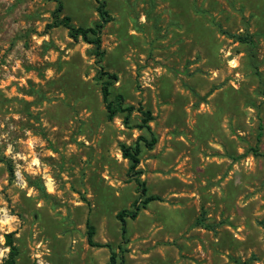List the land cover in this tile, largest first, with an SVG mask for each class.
<instances>
[{
	"label": "rangeland",
	"instance_id": "1",
	"mask_svg": "<svg viewBox=\"0 0 264 264\" xmlns=\"http://www.w3.org/2000/svg\"><path fill=\"white\" fill-rule=\"evenodd\" d=\"M61 1L76 26L100 20L96 0ZM105 2L99 60L54 25L55 0H0V264L7 233L18 264H106L90 227L116 264H264V0ZM101 67L111 98L154 115L136 169L161 200L126 240L117 213L139 191L121 144L149 134L137 110L108 118Z\"/></svg>",
	"mask_w": 264,
	"mask_h": 264
},
{
	"label": "trees",
	"instance_id": "2",
	"mask_svg": "<svg viewBox=\"0 0 264 264\" xmlns=\"http://www.w3.org/2000/svg\"><path fill=\"white\" fill-rule=\"evenodd\" d=\"M57 2V7L53 12L55 21L54 25H63L69 30V35L74 40L82 39L83 41L92 44L94 46L95 54L98 56L99 60H102L104 56V50L102 49V28L111 20V15L106 7L105 0H96L98 3V12L100 15V20L94 24V26L84 27L76 26L72 23L71 18L68 15H62L63 3L61 0H55ZM237 39L240 41H246L254 45L252 36L248 33L245 35H236ZM97 81L101 84V92L103 96V101L106 105V110L108 118L112 119L120 113H123V122L127 126L130 125V120L133 112L135 110L139 111L143 118L142 122L135 125L138 128H145L149 134V137L140 136L135 145H127L126 143L121 144V151L125 158L130 161V172L131 176L134 178L135 182L138 185L139 199L135 200L130 209H123L117 213V219L120 221L121 225V234L124 240L127 239L128 232V219H136L141 211L154 201L161 200V197L157 194H148L146 182L141 179V170L136 169L140 163V154L142 151V143L148 147L152 148L157 142V136L152 130L150 122L154 119L152 111L149 109H144L139 107L136 109L134 105H127L124 103L121 95H117L114 98H111V88L114 83L118 80L116 73L106 71L103 67L100 68L96 75ZM255 152L256 149H255ZM10 168H12L10 166ZM10 172H13L10 169ZM201 219L199 222H203ZM94 229L89 228L88 241L91 245L96 246H107L111 248L110 260L106 264H116L118 253L108 244L95 243L92 239ZM6 244L9 247V254L4 264H18V247L15 245L12 234H6Z\"/></svg>",
	"mask_w": 264,
	"mask_h": 264
}]
</instances>
